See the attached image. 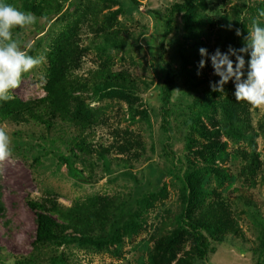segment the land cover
Here are the masks:
<instances>
[{"label":"rangeland","instance_id":"obj_1","mask_svg":"<svg viewBox=\"0 0 264 264\" xmlns=\"http://www.w3.org/2000/svg\"><path fill=\"white\" fill-rule=\"evenodd\" d=\"M82 1L86 0L66 3L63 17L60 14L47 20L35 16L34 25L12 30L13 39L21 43V48L41 59V63L25 74L19 87L13 90L14 98L35 100L46 95V51L53 37L64 27L65 18L75 16V8ZM179 1L182 0H108L99 3L102 15L119 10L117 21L128 26L130 34L136 36L130 40L132 45L125 49H109L105 57L111 56L115 70L128 71L142 85L148 83L151 87L135 98L121 95L100 100L87 96L91 107L107 111L103 125L96 129L94 142L110 150V159L131 160L132 166H128V170L132 169L138 178L139 190L133 179L123 176L127 165L113 160L112 167L105 170L96 154L93 159L97 163L90 167L95 173L94 180L83 182L75 179L58 157L59 151L69 154L67 148L73 139L70 130L65 133L57 129L48 133L37 125L0 121V128L9 136L10 150V155L0 160L1 202L4 206L3 215H0V264H17L19 259L33 252L37 224L29 200L52 201L70 207L96 196L105 201L126 202L134 193L146 200L142 205L144 215L140 228L131 235L125 234L121 246L103 250L76 244L45 246L38 264H49L50 257L61 253L70 259L69 264H256L264 257V253L257 249L264 238V229L254 219L255 208L264 218V106L257 108L245 101L251 121L259 133L257 143L261 168L255 187L227 191L230 203L239 215L243 234L228 235L221 242L213 239L211 248L215 252L205 260L195 256L199 246L195 236L183 234L176 242L168 241L176 227L175 215L182 208L183 171L193 162L206 164L203 156L198 154L202 150L201 145L207 150H216L217 145L224 149L228 156L219 157L213 166L229 170L235 176L239 174L241 165V159L237 160V157L251 150L247 143L235 142L219 132L222 117L212 109L202 114L200 127L207 136L204 138L191 131L190 122L197 115L195 94L181 79L176 81L171 113L166 114L162 96L168 72L180 67L184 54L198 59L199 63L202 59L199 49L202 47L210 53L217 48L227 51L231 46L227 39H233L235 45L244 47L253 24L260 22L264 26V16L260 15L264 12V0H195L186 17L183 13L178 14L169 24L167 12L173 3ZM20 5L13 6L24 11ZM36 24H45L42 33L38 32ZM237 30L241 35H236ZM231 32L234 34L228 36ZM89 33V26L85 23L80 32L82 43L92 48L82 59L80 74H86L101 63V53L92 43L93 36ZM199 71L200 85L201 81L217 77L210 60ZM144 109L147 115L143 113ZM130 131L133 133V138L130 137L134 140L133 150L124 153L125 137ZM86 165L75 160V166L84 169L88 176ZM213 184H217L216 181ZM239 185L237 182L235 187ZM240 195L246 197L252 206L240 201ZM261 235L263 238L259 241Z\"/></svg>","mask_w":264,"mask_h":264},{"label":"trees","instance_id":"obj_2","mask_svg":"<svg viewBox=\"0 0 264 264\" xmlns=\"http://www.w3.org/2000/svg\"><path fill=\"white\" fill-rule=\"evenodd\" d=\"M70 1L72 0H5L15 6L20 3V8L25 12L47 20L60 14L62 16L66 3ZM106 1L108 0L82 1L81 5L75 8V16L65 18L64 27L53 37L46 51L48 58V73L44 85L46 95L35 100L13 98L6 102L0 101V121L33 124L48 133L57 129L65 133L70 130L73 132V139L70 148L69 146L67 148L69 154L59 151L58 157L68 166L70 174L75 179L83 182L94 180L95 173L90 167L97 163L93 159L96 154L97 158L102 160L105 170L112 167L113 160L127 165L126 170L122 172L123 176L133 179L139 190L141 186L138 178L132 169L128 170V166H132L131 160L127 159L125 162L119 158L110 159V150L94 142L96 129L103 125L107 111L91 107L87 96L92 95L100 100L121 95L135 98L143 93L144 89L151 87L148 83H143V87L128 71L115 70L111 56L105 57L109 49H125L132 45L130 40L136 37L130 34L128 26L117 21L119 10L102 15L99 3ZM194 3L195 0L173 3L167 12L169 24L178 14L183 13L186 17L193 9ZM85 23L89 26V34L93 36L92 43L101 53V63L86 74H80L78 70L81 68L82 59L86 51L92 48L82 43L80 32ZM36 26L39 33L45 29V24ZM171 29L169 26V30ZM232 34L234 33L231 32L228 36ZM227 40L232 47L242 48L239 44L235 45L233 39ZM17 43L20 46L21 43ZM182 59L180 67L171 69L165 79L163 111L166 114L171 113L176 81L181 79L195 94L194 107L197 115L190 122L192 132L204 138L207 136L200 127L202 114L212 109L219 112L222 117L219 130L221 134L235 142L247 143L251 147L250 151H245L237 157V160L241 159L237 176L231 174L229 170L224 171L213 166L216 159L228 156L219 145L215 147L216 150H207L201 145L202 150L198 154L203 156L206 164L199 165L198 162H193L192 166L183 171L180 189L182 208L175 215L176 227L168 241L176 242L183 234L195 236L199 243L195 256L205 260L210 253L215 252L214 248H211L213 239L221 242L228 235L243 234L239 215L230 203L227 191L231 189L240 191L257 185L261 168V155L257 143L259 133L251 121L245 102L235 99V88L231 81L224 86L225 93L213 92L210 85L218 81L219 77L201 81L200 85L198 59H191L187 54L182 55ZM143 113L147 115V110L144 109ZM130 137L133 138L132 131L125 137L124 153L133 150L134 140ZM75 160H81L84 166L87 163L88 176L84 174V169L75 166ZM213 181L217 184H213ZM237 182H240V185L235 187ZM238 199L252 206L243 195ZM145 203L146 200L140 199L136 193L126 202L105 201L104 198L96 196L70 207L52 201L29 200L28 204L36 214L34 249L30 255L19 259L17 264H38L42 258V248L45 246L76 244L79 247L97 250L111 248L114 245L121 246L125 234L131 235L140 228L144 215L142 205ZM3 211L0 189V215H3ZM255 211L254 219L264 229V218L257 208ZM261 238L262 235L258 237L259 241ZM257 249L264 253V238ZM150 259L153 260L151 255ZM69 260L65 253H61L50 257L48 263L69 264ZM256 264H264V257Z\"/></svg>","mask_w":264,"mask_h":264},{"label":"clouds","instance_id":"obj_3","mask_svg":"<svg viewBox=\"0 0 264 264\" xmlns=\"http://www.w3.org/2000/svg\"><path fill=\"white\" fill-rule=\"evenodd\" d=\"M260 15L264 16V12ZM36 20L32 13L0 0V101L13 99V90L19 87L22 77L41 63L40 58L29 55L18 45L12 31L16 27L34 25ZM236 35H241L239 30ZM199 54L202 59L198 69L205 68L210 60L214 74L219 77L210 85L213 92L225 93L224 86L231 81L237 101L257 108L264 106V26L260 22L254 23L248 31L244 47L229 46L227 51L217 48L212 53L202 47ZM9 155V136L0 128V160Z\"/></svg>","mask_w":264,"mask_h":264}]
</instances>
